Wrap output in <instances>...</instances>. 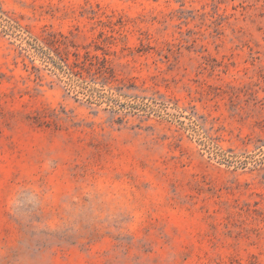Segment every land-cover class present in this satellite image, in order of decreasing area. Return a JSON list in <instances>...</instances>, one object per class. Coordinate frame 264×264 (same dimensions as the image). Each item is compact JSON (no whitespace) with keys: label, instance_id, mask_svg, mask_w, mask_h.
Listing matches in <instances>:
<instances>
[{"label":"rangeland","instance_id":"rangeland-1","mask_svg":"<svg viewBox=\"0 0 264 264\" xmlns=\"http://www.w3.org/2000/svg\"><path fill=\"white\" fill-rule=\"evenodd\" d=\"M0 264H264V0H0Z\"/></svg>","mask_w":264,"mask_h":264},{"label":"trees","instance_id":"trees-1","mask_svg":"<svg viewBox=\"0 0 264 264\" xmlns=\"http://www.w3.org/2000/svg\"><path fill=\"white\" fill-rule=\"evenodd\" d=\"M89 55L86 56V60H89ZM103 68H105V66H103ZM105 70H108L107 68H105Z\"/></svg>","mask_w":264,"mask_h":264}]
</instances>
